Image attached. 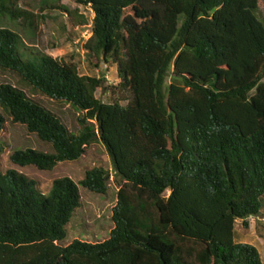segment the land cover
Segmentation results:
<instances>
[{"label":"trees","instance_id":"1","mask_svg":"<svg viewBox=\"0 0 264 264\" xmlns=\"http://www.w3.org/2000/svg\"><path fill=\"white\" fill-rule=\"evenodd\" d=\"M15 1L0 0V18L26 15ZM81 1L95 14L85 48L96 67L115 66L117 96L103 102L95 96L100 77L28 53L17 32L0 27V70L69 104L81 126L70 132L22 89L1 83L0 131L6 114L50 144V153L9 156L14 166L40 171L77 161L100 141L123 181L113 228L103 241L60 243L80 207L79 185L105 194L108 170L93 167L79 183L55 178L44 194L17 169H0V264H263L255 246L234 239L236 220L248 227L263 215L258 0Z\"/></svg>","mask_w":264,"mask_h":264},{"label":"rangeland","instance_id":"2","mask_svg":"<svg viewBox=\"0 0 264 264\" xmlns=\"http://www.w3.org/2000/svg\"><path fill=\"white\" fill-rule=\"evenodd\" d=\"M48 1L50 2L44 4L43 0H16L14 5L26 12V15L12 21L5 17L0 18V27H7L17 32L22 42V49L26 52L48 54L58 60L74 64L81 75L100 77L103 87L97 89L95 96L103 102H112L117 96L113 94L114 89L111 87L117 82L115 66L110 65L107 68L100 62L96 67L95 60L91 55L89 58L85 48V43L91 36L95 15L93 9L81 0ZM54 4L57 7L55 9L51 7ZM257 6L256 15L264 23V0H258ZM1 83H9L22 89L27 97L58 116L70 132L80 131L79 114L69 104L33 92L19 80L17 75L9 71L0 70ZM3 115L5 123L0 131V144L3 147V152L0 154V169L2 171L17 169L34 180L38 189L44 194H48V189L55 178L68 176L79 183L85 172L93 167H102L109 171L105 194L91 192L79 185L80 207L68 224L67 238L60 243L66 245L74 239L90 242L107 239L113 228L112 209L117 202L118 189L123 181L115 176L110 157L103 144L100 141L94 142L86 148L79 160L59 163L52 171H40L34 167L19 168L9 160L13 151L31 148L50 153L52 147L35 134L29 133L24 125L13 123L8 115ZM262 203L264 215V199ZM247 221L248 227H244L242 220H236L234 239L255 246L264 264V222L257 220L255 223L252 219Z\"/></svg>","mask_w":264,"mask_h":264},{"label":"built area","instance_id":"3","mask_svg":"<svg viewBox=\"0 0 264 264\" xmlns=\"http://www.w3.org/2000/svg\"><path fill=\"white\" fill-rule=\"evenodd\" d=\"M249 219H252L253 221H262V222H264V215H259V216H252V217H250Z\"/></svg>","mask_w":264,"mask_h":264},{"label":"crops","instance_id":"4","mask_svg":"<svg viewBox=\"0 0 264 264\" xmlns=\"http://www.w3.org/2000/svg\"><path fill=\"white\" fill-rule=\"evenodd\" d=\"M255 223H257V221H255Z\"/></svg>","mask_w":264,"mask_h":264}]
</instances>
